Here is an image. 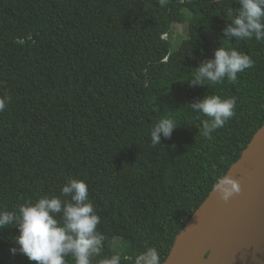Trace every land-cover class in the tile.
I'll use <instances>...</instances> for the list:
<instances>
[{"label": "trees", "instance_id": "trees-1", "mask_svg": "<svg viewBox=\"0 0 264 264\" xmlns=\"http://www.w3.org/2000/svg\"><path fill=\"white\" fill-rule=\"evenodd\" d=\"M236 0H0V210L84 180L101 217L102 254L156 246L165 263L177 237L264 126V42L222 30ZM188 37L174 50L175 23ZM220 46L254 66L235 82L190 87ZM236 97L235 115L202 135L187 104ZM177 128L151 144L161 119ZM19 231L0 230V264ZM69 264L74 261L69 259ZM122 264H131L124 261Z\"/></svg>", "mask_w": 264, "mask_h": 264}, {"label": "clouds", "instance_id": "clouds-1", "mask_svg": "<svg viewBox=\"0 0 264 264\" xmlns=\"http://www.w3.org/2000/svg\"><path fill=\"white\" fill-rule=\"evenodd\" d=\"M164 3V0H161ZM239 7L227 10L230 22L222 30L223 38L231 40L255 39L264 42V0H236ZM254 66L252 57L235 48L220 46L213 58L204 61L194 69L190 87L219 84L225 79L235 82L238 73ZM7 95H0V112L9 101ZM236 97L205 95L202 99L188 103V108L203 114L202 135L211 139V133L222 128L235 115ZM177 128L171 119L159 120L151 129V144H160L161 137L168 139ZM220 198L227 202L240 191L239 183L223 177L217 184ZM101 217L89 196V186L81 179H69L58 194L45 195L35 201L29 199L19 205L18 211L0 210V230L15 227L19 235L12 254L26 256L36 264H161L158 247L145 246L134 256L119 253L103 255L105 241L98 228Z\"/></svg>", "mask_w": 264, "mask_h": 264}, {"label": "water", "instance_id": "water-1", "mask_svg": "<svg viewBox=\"0 0 264 264\" xmlns=\"http://www.w3.org/2000/svg\"><path fill=\"white\" fill-rule=\"evenodd\" d=\"M225 177L240 191L224 202L216 187L163 264H264V126Z\"/></svg>", "mask_w": 264, "mask_h": 264}, {"label": "rangeland", "instance_id": "rangeland-1", "mask_svg": "<svg viewBox=\"0 0 264 264\" xmlns=\"http://www.w3.org/2000/svg\"><path fill=\"white\" fill-rule=\"evenodd\" d=\"M188 24L187 22L175 23L172 27V34L170 35V40L173 43L174 50H177L181 43L188 37Z\"/></svg>", "mask_w": 264, "mask_h": 264}]
</instances>
